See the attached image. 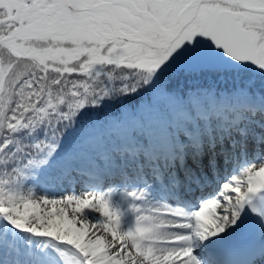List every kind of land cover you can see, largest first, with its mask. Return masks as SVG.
I'll return each instance as SVG.
<instances>
[{
  "label": "snow or ice",
  "instance_id": "snow-or-ice-1",
  "mask_svg": "<svg viewBox=\"0 0 264 264\" xmlns=\"http://www.w3.org/2000/svg\"><path fill=\"white\" fill-rule=\"evenodd\" d=\"M0 264H264V0H0Z\"/></svg>",
  "mask_w": 264,
  "mask_h": 264
},
{
  "label": "rangeland",
  "instance_id": "rangeland-1",
  "mask_svg": "<svg viewBox=\"0 0 264 264\" xmlns=\"http://www.w3.org/2000/svg\"><path fill=\"white\" fill-rule=\"evenodd\" d=\"M76 191L79 192L80 191V188H77Z\"/></svg>",
  "mask_w": 264,
  "mask_h": 264
}]
</instances>
